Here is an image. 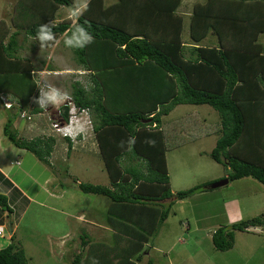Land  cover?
Segmentation results:
<instances>
[{"label":"trees","instance_id":"obj_1","mask_svg":"<svg viewBox=\"0 0 264 264\" xmlns=\"http://www.w3.org/2000/svg\"><path fill=\"white\" fill-rule=\"evenodd\" d=\"M181 3L115 0L107 5L104 0H84L71 22L56 21V15L60 8L72 7L74 0H17L10 23L0 20V94L13 98L9 112L19 117L25 112L20 118L26 120L48 106L35 102L37 69L20 54V33L43 47L60 35L72 38L78 26L92 38L84 47L68 46L76 63L89 72L88 88L73 83L71 99L91 114L109 186H77L84 194L109 200L104 221L112 233L109 242H98L83 232L82 250L71 262L58 264H137L170 212L172 204L162 209L161 201L183 200L198 190L171 192L167 154L201 138L217 137L209 157L223 167L229 182L252 178L264 186V41L259 40L264 34V0L194 3L188 15V42L182 37ZM41 25L51 27L53 41L41 43ZM45 67L53 71L50 64ZM179 105L209 106L219 120L208 123L188 113L164 122ZM60 109L67 123L68 107ZM11 124L10 118L4 123L5 139L51 166L56 140L20 139ZM65 140L70 150V139ZM0 208L12 213L4 194ZM263 226L264 215L240 221L227 231L216 229L211 241L216 250L227 251L234 231ZM10 240L0 249V264H28L14 235Z\"/></svg>","mask_w":264,"mask_h":264},{"label":"rangeland","instance_id":"obj_2","mask_svg":"<svg viewBox=\"0 0 264 264\" xmlns=\"http://www.w3.org/2000/svg\"><path fill=\"white\" fill-rule=\"evenodd\" d=\"M16 1L0 0V20L10 23ZM74 1L72 7L60 8L58 21L67 18L74 22L70 17L71 11L79 4L83 5L84 0ZM104 1L108 5L115 0ZM198 1L202 0H182L178 12L190 14L193 4ZM188 27L189 18L184 16L182 37L187 42ZM69 38L66 35L58 36L55 46L45 53L38 42L22 41L20 54L25 56L26 51L32 50L34 53L29 56L38 69L37 82L44 79L48 86L67 92L71 97L72 84L79 82L88 88L89 79L86 74L76 72L82 68L65 43ZM259 40L264 41V34ZM44 62L58 69L61 75L47 71ZM61 105L64 106V103L50 104L44 113L26 120L19 115L13 116L0 104V132L3 130L2 124L10 118L11 129L20 139L53 137L56 140L49 159L51 166L41 163L32 153L11 145L10 151L3 156L6 160L4 169L19 190L31 198L27 203L24 200V203L18 204L12 201L9 205L12 214L15 212V224L20 226L16 237L20 238L21 244L28 239L36 245V249L48 246L52 252L58 251L59 257L67 252L70 259L72 250L67 248V244L74 251L77 247L82 250L79 238L83 232H90L95 240H100L104 230L91 228L86 222L95 221L100 224L98 226L104 227V216L109 206L106 197L84 194L77 185L109 186V179L92 132L90 112L87 115L78 114L79 122L86 130L76 135L75 139L67 136L71 142L69 150L66 137L53 128V125L62 128L65 124L60 118ZM188 113L198 114L208 123L219 120L218 113L206 105L176 106L163 120L175 121ZM216 139V136L201 138L167 154L171 192L176 194L195 187L198 190L183 200L175 199L167 203L172 204L168 217L158 232L149 238L148 250L137 264H264V227L234 231L233 246L227 251H218L212 244L211 237L216 229L224 228L227 231L233 224L264 215V186L252 178L229 182L216 189L209 188L213 179L225 176L223 167L209 157ZM3 157L0 155V160ZM15 162L19 164L15 165ZM0 194L3 193L0 191ZM167 204L161 203L160 206L163 209ZM0 212H3L1 208ZM81 214L86 217V222L82 220L83 216L79 222L74 220ZM45 234L52 238H47V241ZM31 260L28 264L39 263L35 256ZM45 264H53L52 259L46 260Z\"/></svg>","mask_w":264,"mask_h":264},{"label":"crops","instance_id":"obj_3","mask_svg":"<svg viewBox=\"0 0 264 264\" xmlns=\"http://www.w3.org/2000/svg\"><path fill=\"white\" fill-rule=\"evenodd\" d=\"M83 5H84V2H83ZM83 5L82 4H79L77 6L78 8L75 7L74 9H72V11L73 10H76V9H79L80 10V8L83 7ZM60 10L61 9H59L58 12H57L56 21H58L59 18H60L58 16V14L60 13ZM188 15H185L184 14L185 17L188 16ZM70 17H71V19H73V16L71 14H70ZM65 19H67V18H65ZM65 19H61V20H65ZM18 39L20 40L21 44H22V41L33 40V39H30V38H26L24 36V34H22V33H20ZM54 46H55V42H54V44H52L50 46H47V47L46 46L43 47L41 45V47L43 48V51H44L43 53H45L48 50V48H53ZM32 53H34L32 50L26 51V55L24 57H27L28 59L30 58L32 64H34L33 59L29 56V55H33ZM43 64L46 65V62H44ZM80 68H82V67H80ZM52 69H53V71H49V72H52L53 74H55L57 76L61 75V73L58 71V69H56V70L54 68H52ZM66 69H72V68H66ZM37 71H38V69H37ZM37 71L35 72V77H36V74H38ZM76 72H82L83 74H86L87 75V78L89 79V72H87L86 70H84V68L78 69V70H76ZM82 73H79V74H82ZM41 77H43V76H41ZM37 83H38V88L41 87V86H43V85H47V83L44 82V79H42L41 81H39ZM5 99L9 100L10 102H13L14 101L13 98H11L10 96H6ZM0 104L2 106L1 101H0ZM2 109H4L3 106H2ZM4 110L5 111H9V110H6V109H4ZM2 126H4V123L2 124ZM27 128H29V126ZM6 141L7 140L3 136V130H2V132H0V155L2 157L4 155H6V153H8L10 151L11 144L10 143H7L6 144L5 143ZM4 163H6V160L3 157V159L0 160V191H1V193H3L4 195H6V197L8 198L9 205H10V203L12 201L14 203H17V204L18 203H24V202H26V203L27 202H30L31 201V198H29L26 195H24L22 193V191L19 190V187L16 184H14L12 182V180L8 177L7 173H5ZM10 163L12 164L13 162H10ZM18 164H19V162H15V165H18ZM222 178H223V176H220L219 178L213 179V181H211V182H214V181L219 180V179H222ZM23 200H24V202H22ZM173 200H174V198H171V199L163 200V201H161V203L167 204V203H169L170 201H173ZM25 207L26 206H24V208ZM4 212L5 211L0 212V227L3 228V230H4L3 236L0 237V249L5 248L10 243V241H11L10 238H11L12 235H14L15 239L21 244L20 238L18 239V236L16 237V234L18 233L20 226L17 225V224H15V220H16V219H14L15 212L13 211V214L11 213L10 215L7 214V213H4ZM82 213H84V212H82ZM82 216L84 217V219L82 218ZM81 218H82V220H84V222H86L85 221L86 217L83 214L79 215V217H77V218H74V220H76V221L79 222L81 220ZM86 223H89L91 225V228L92 227H95V228L96 227H99L100 229L104 230L102 237L99 238L100 240H95L92 237V235H91L90 232H86L85 231V233L88 235V238H90L93 241H98V242L99 241H101V242L102 241H104V242H109L110 241L112 230L109 227H107L106 224H103L104 225V227H103V226H98L100 224L95 223V221L86 222ZM7 229H8V232H7ZM5 233H6V236L4 235ZM45 237H46V240H47V238H52V236H48L47 234H45ZM21 246H22L24 252L26 253V256L28 257L29 261H32L31 259L35 256L36 257V260H39L38 261L39 262L38 264H45V261L48 260V259H52L53 264H58L60 262H68L69 263V262L72 261V259L74 257L73 256L74 253L78 254L80 252V250H81V249H79L77 247L76 248V251H74L73 248H72V246L69 247L68 244H67V248L69 250H72L71 257H70V259H68L69 257L67 255V252H66V254H63L62 256L59 257V254L57 253L58 251L52 252L51 249L48 246L47 247H38L36 249V245L35 244H31L28 239L24 240V244L23 245L21 244Z\"/></svg>","mask_w":264,"mask_h":264},{"label":"clouds","instance_id":"obj_4","mask_svg":"<svg viewBox=\"0 0 264 264\" xmlns=\"http://www.w3.org/2000/svg\"><path fill=\"white\" fill-rule=\"evenodd\" d=\"M80 10L76 9L71 11L72 16H78ZM76 33H79V38H77ZM38 39L42 44L53 41L55 39L54 33L49 25H41L39 32L37 34ZM92 38L87 36L83 30L82 26H78L75 32L72 35V38H69L65 41L66 45L69 47H84L86 43H90ZM71 99L70 95L67 92H61L59 89L53 86H48V92L45 93L44 89L40 90V94L35 102L41 107L46 108L48 105H60L65 101ZM76 109L72 107L70 109V120L69 124L64 128L60 129L63 135L69 136L72 139H75V136L85 132V126L79 122V118L75 116ZM0 232H4L3 228H0Z\"/></svg>","mask_w":264,"mask_h":264},{"label":"built area","instance_id":"obj_5","mask_svg":"<svg viewBox=\"0 0 264 264\" xmlns=\"http://www.w3.org/2000/svg\"><path fill=\"white\" fill-rule=\"evenodd\" d=\"M44 89V91H45V93H47L48 92V85H43V86H41V87H39V89H38V93L40 94V90L41 89ZM5 97L6 96H4L3 94H0V101H1V103H2V105H3V107L5 108V109H7V110H9V109H11L12 108V103L9 101V100H7V99H5ZM62 106V105H61ZM64 106H67L68 107V121H67V123H65L64 125H63V127L62 128H64L65 126H67L68 124H69V120H70V109L72 108V107H75V109H76V112H75V116L76 117H78V114H84V115H87L88 113L87 112H89L87 109H80L79 107H77L75 104H74V102L72 101V99H70L69 101H65L64 102ZM58 113L60 114V111H58ZM20 117L21 118H24L25 117V112H23V113H21L20 114ZM79 118V117H78ZM29 119V118H28ZM79 121H80V118H79ZM53 128L54 129H56L57 130V132L58 133H60L61 131H60V129H62V128H60L57 124L56 125H53ZM63 135V134H62ZM63 136H65V135H63ZM65 137H67V136H65ZM67 138H69V137H67ZM71 139V138H70ZM1 228V227H0ZM3 235V232H0V237Z\"/></svg>","mask_w":264,"mask_h":264},{"label":"water","instance_id":"obj_6","mask_svg":"<svg viewBox=\"0 0 264 264\" xmlns=\"http://www.w3.org/2000/svg\"><path fill=\"white\" fill-rule=\"evenodd\" d=\"M229 183V180L227 178L225 179H221L219 181H216L212 184H210V189H216V188H219V187H223L225 185H227Z\"/></svg>","mask_w":264,"mask_h":264}]
</instances>
